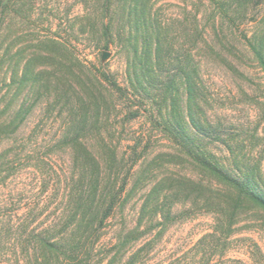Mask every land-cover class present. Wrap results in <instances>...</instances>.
<instances>
[{
    "label": "rangeland",
    "instance_id": "1",
    "mask_svg": "<svg viewBox=\"0 0 264 264\" xmlns=\"http://www.w3.org/2000/svg\"><path fill=\"white\" fill-rule=\"evenodd\" d=\"M123 2L11 1L3 36L13 68L0 91L1 122L13 118L23 104L26 112L16 132L0 139V264H27L26 248L35 246L34 237L58 240L72 231L74 224L68 227L67 222L75 200L90 191L88 163L77 161L65 140L74 129L106 171L103 183L110 172L107 149L116 150L115 191L124 186L111 216L102 227L96 224L99 239L90 257H81L78 264H107L122 236L141 222L142 205L157 185L171 213L165 210L153 223L144 220L141 231L153 230L132 244L123 264L137 252V264H251L254 245L264 255L263 212L243 213L226 246L210 237L203 250L197 247L221 227L220 211L203 194H192L191 181L209 180L151 120L153 115L159 119L158 102L151 105L149 99L131 95V29ZM244 4L248 12L235 18L243 21L240 31L250 36L264 14V0L260 7ZM239 6L238 0H150L147 9L155 20L153 42L164 50L158 79L162 82L187 62L198 69L201 105L217 131L204 146L229 168L227 143H233L249 164L261 161L264 173V74L224 14ZM105 52L109 57L103 60ZM26 68L31 74L21 84Z\"/></svg>",
    "mask_w": 264,
    "mask_h": 264
},
{
    "label": "trees",
    "instance_id": "2",
    "mask_svg": "<svg viewBox=\"0 0 264 264\" xmlns=\"http://www.w3.org/2000/svg\"><path fill=\"white\" fill-rule=\"evenodd\" d=\"M11 1L0 0V91L2 86L6 85L7 75L13 68L10 45H6L8 38L3 36L4 25L7 24L12 11ZM149 1L125 0L123 2V8L127 13L128 24L131 29L128 39L131 51L128 67L129 90L131 95L139 98L142 102L149 99L152 102L151 105L155 106H157L155 102H158L159 119L153 115L151 120L157 122L169 133L173 140L178 143L181 152L190 164L209 180L207 184L202 181H191L192 194L201 193L203 197L205 196L206 203L217 205L221 212H219L221 227H217L212 234L205 235L197 247L203 250L204 242L210 237L216 238L226 246L229 238L235 233L233 226L241 222L243 213L250 210L264 213L262 163L260 161L255 165L249 164L246 161V154L240 152V148L235 147L233 143H227L232 157V165L228 168L213 151L204 146V140L211 138L217 131L206 118L201 105L203 88L198 69L191 62L189 65V62L186 61L185 66L181 65L182 67L173 75L162 82L158 79V59L160 56L163 57L164 50L160 43L155 45L153 42L155 20L151 18V13L147 9ZM244 1L253 2L257 7L263 4V0H238L240 6L232 7L234 9L231 13L230 8L226 11L223 8L225 17L239 31L243 21L241 19L237 21L235 17L242 18L248 12ZM132 29L135 30V34L132 33ZM105 31L106 34L110 33V26L106 25ZM240 35L264 74V14L257 21L250 36L243 30L240 31ZM3 48H5V52L1 54ZM30 74L31 71L26 68L20 80L21 84L25 83ZM94 78L99 80L95 76ZM104 78L108 80L113 89H118L111 79L106 76ZM118 90L121 91V89ZM25 112L23 104L13 118L1 122L2 117H0V139L4 135L16 132ZM138 114L139 112L136 111L131 115L134 118ZM65 140L68 142L67 145L73 147L76 154L75 159L77 161L85 160L88 163L90 191L86 196L79 193L75 200L76 207H74L72 219L67 222L68 227L74 224L70 234L58 240H52L48 235L34 237L35 246L31 250L26 248L27 264H54L55 261L58 264H78L77 261L81 257H90L94 244L99 239L98 227H102L111 216L119 203V194L124 189L122 186L119 192L115 191L116 182L113 181L116 178L117 167L115 149H107L109 157L107 165L110 172L107 175L108 182L103 183L106 171L84 144L82 135L74 129ZM159 192L160 185L155 186L149 192L142 205L141 222L125 236H122L114 246L115 253L107 264H123V259L127 256L132 244L152 232L151 227L141 231L144 220L153 223L161 213L164 216L165 210H168V214L171 213V205L169 206L165 199L159 197ZM199 199L200 197L197 198V200ZM128 200L127 198L125 201ZM97 223L99 224L98 227L96 226ZM254 247L255 249L250 254L251 264H264V255L257 245ZM225 254L226 249L221 252L220 256L223 257ZM140 258V252L134 253L124 264H137ZM237 264L249 263L237 260Z\"/></svg>",
    "mask_w": 264,
    "mask_h": 264
},
{
    "label": "water",
    "instance_id": "3",
    "mask_svg": "<svg viewBox=\"0 0 264 264\" xmlns=\"http://www.w3.org/2000/svg\"><path fill=\"white\" fill-rule=\"evenodd\" d=\"M108 57H109V53H108V52H105V53L103 54L102 59H103V60H106V59H108Z\"/></svg>",
    "mask_w": 264,
    "mask_h": 264
}]
</instances>
